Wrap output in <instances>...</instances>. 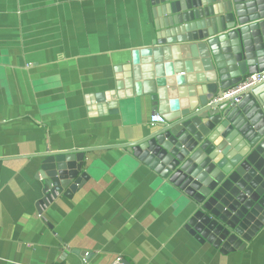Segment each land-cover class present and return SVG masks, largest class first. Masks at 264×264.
<instances>
[{
    "label": "crops",
    "instance_id": "1",
    "mask_svg": "<svg viewBox=\"0 0 264 264\" xmlns=\"http://www.w3.org/2000/svg\"><path fill=\"white\" fill-rule=\"evenodd\" d=\"M153 7L0 0V264H83L85 252L86 264L118 254L131 264H264V227L242 250L199 243L181 227L182 201L107 148L160 127L148 100L116 87L131 50L149 44ZM76 148H96L86 153L87 180L40 205L35 155Z\"/></svg>",
    "mask_w": 264,
    "mask_h": 264
},
{
    "label": "water",
    "instance_id": "2",
    "mask_svg": "<svg viewBox=\"0 0 264 264\" xmlns=\"http://www.w3.org/2000/svg\"><path fill=\"white\" fill-rule=\"evenodd\" d=\"M151 4L149 44L131 50L116 87L120 96L148 100L165 122L107 148H120L182 201L181 227L191 237L222 253L242 250L264 227V77L224 93L264 69V0ZM93 149L35 155L40 205L85 183Z\"/></svg>",
    "mask_w": 264,
    "mask_h": 264
},
{
    "label": "built area",
    "instance_id": "3",
    "mask_svg": "<svg viewBox=\"0 0 264 264\" xmlns=\"http://www.w3.org/2000/svg\"><path fill=\"white\" fill-rule=\"evenodd\" d=\"M263 77H264V69L261 70L260 72L246 75L241 82H239L234 87L227 90L224 93V96H229L233 93H236V92L240 91L241 89L245 88L246 86H249L250 84L254 83L255 81L262 79ZM149 122L151 125H160V124H163L165 122V120H164L162 114L155 112V111H152V113L149 116ZM89 255H90L89 252H85L83 254V256L81 258V261L83 264L87 263V259H88ZM62 264H71V263L66 261ZM109 264H125L124 257L122 255L118 254V255L114 256V258L111 260V262Z\"/></svg>",
    "mask_w": 264,
    "mask_h": 264
}]
</instances>
